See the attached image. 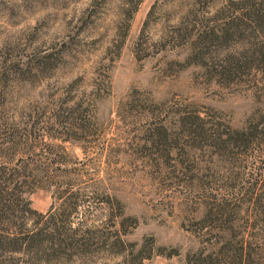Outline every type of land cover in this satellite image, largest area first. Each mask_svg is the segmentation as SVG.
<instances>
[{
  "label": "rangeland",
  "instance_id": "obj_1",
  "mask_svg": "<svg viewBox=\"0 0 264 264\" xmlns=\"http://www.w3.org/2000/svg\"><path fill=\"white\" fill-rule=\"evenodd\" d=\"M226 1L0 0V164L36 178L42 223L64 213L59 229L101 237L53 264H187L241 244L264 261L248 203L264 179V29L206 47L235 57L228 76L193 50L243 11ZM187 117L239 133L237 147L189 137Z\"/></svg>",
  "mask_w": 264,
  "mask_h": 264
},
{
  "label": "trees",
  "instance_id": "obj_2",
  "mask_svg": "<svg viewBox=\"0 0 264 264\" xmlns=\"http://www.w3.org/2000/svg\"><path fill=\"white\" fill-rule=\"evenodd\" d=\"M230 4H240L241 7H244L243 11H240L241 13L233 11L234 13L227 17L228 19L222 27H206L198 34L193 44L194 52L196 51L201 58L205 59L206 66L216 67L212 69L219 70L217 72L222 76H228L234 70L236 66H234L235 57L224 55L218 58L216 52L212 50L206 52L208 50L206 47L213 45L218 39H233L244 22L251 24L258 35L261 31L263 34L264 29V0H227L226 5L229 6ZM258 54L260 59L264 55L261 51H258ZM184 121H187L189 137L211 139L212 142L208 146L217 147L224 152L232 153L234 148L237 147L238 140L236 136L239 133L233 134L230 131H221L224 127L223 124L212 125L207 122L209 125L204 126L200 117H195V119L187 117L184 118ZM241 142L245 148L250 144V142L246 143L243 139ZM37 182L35 177H32L31 181L28 182L26 168L21 166L19 162L12 166L0 164V264H53V259H57L60 251L66 252L74 249H76L75 251H83L86 247H89V243L95 238H101L94 236L91 231L81 232V229L71 221L67 224L69 228L59 229L58 226L63 225L65 221L64 217L66 215L64 213L62 215L58 214V218L54 221L50 220L42 223V219L51 217L52 210L46 216L38 215L31 209L30 202L26 197L31 192L29 191L31 186H38ZM248 182L250 184L248 203L252 207L250 214L254 222L259 224L264 220V179L257 180L250 177ZM78 209L79 205L77 204L69 206L70 212L67 216L76 214ZM215 213L219 221L228 220L225 206H219ZM33 216H36L37 219L33 220ZM253 226L256 227L257 224ZM225 231L227 233V229ZM219 242H221V239H218L215 244ZM225 249L222 256L212 253L207 257H202V254H200L197 258L188 259L187 264H214L215 262L219 263L218 261L221 259L224 264H231L229 254L234 259L238 256L241 264H264V261L260 258H258V261L251 258L250 250L244 254L245 250L242 244L238 253L236 249ZM217 256L219 259L216 258Z\"/></svg>",
  "mask_w": 264,
  "mask_h": 264
}]
</instances>
